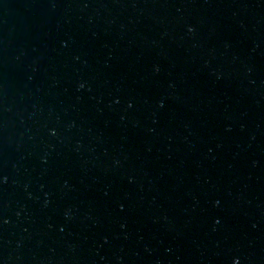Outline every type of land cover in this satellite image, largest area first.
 Wrapping results in <instances>:
<instances>
[{
  "label": "water",
  "instance_id": "1",
  "mask_svg": "<svg viewBox=\"0 0 264 264\" xmlns=\"http://www.w3.org/2000/svg\"><path fill=\"white\" fill-rule=\"evenodd\" d=\"M264 264V0H0V264Z\"/></svg>",
  "mask_w": 264,
  "mask_h": 264
},
{
  "label": "clouds",
  "instance_id": "2",
  "mask_svg": "<svg viewBox=\"0 0 264 264\" xmlns=\"http://www.w3.org/2000/svg\"><path fill=\"white\" fill-rule=\"evenodd\" d=\"M236 264H239V261H237Z\"/></svg>",
  "mask_w": 264,
  "mask_h": 264
}]
</instances>
